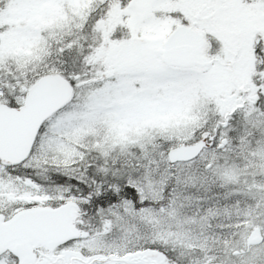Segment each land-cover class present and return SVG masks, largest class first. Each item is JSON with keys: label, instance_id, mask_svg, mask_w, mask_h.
<instances>
[{"label": "snow or ice", "instance_id": "snow-or-ice-1", "mask_svg": "<svg viewBox=\"0 0 264 264\" xmlns=\"http://www.w3.org/2000/svg\"><path fill=\"white\" fill-rule=\"evenodd\" d=\"M0 264H264V0H0Z\"/></svg>", "mask_w": 264, "mask_h": 264}]
</instances>
